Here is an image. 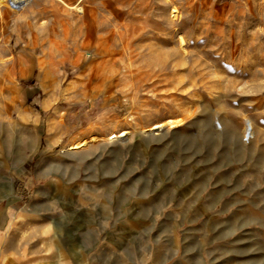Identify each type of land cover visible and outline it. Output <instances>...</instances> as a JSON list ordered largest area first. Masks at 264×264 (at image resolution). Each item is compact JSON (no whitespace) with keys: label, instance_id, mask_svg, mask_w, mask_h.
I'll return each mask as SVG.
<instances>
[{"label":"rangeland","instance_id":"1","mask_svg":"<svg viewBox=\"0 0 264 264\" xmlns=\"http://www.w3.org/2000/svg\"><path fill=\"white\" fill-rule=\"evenodd\" d=\"M12 6L0 264H264V0Z\"/></svg>","mask_w":264,"mask_h":264},{"label":"bare ground","instance_id":"2","mask_svg":"<svg viewBox=\"0 0 264 264\" xmlns=\"http://www.w3.org/2000/svg\"><path fill=\"white\" fill-rule=\"evenodd\" d=\"M5 1L6 0H0V7H1V5L2 4H5ZM14 2H15V5L16 6H18V7H16V8H14L13 6V8L14 9H21V8H23V7H25L26 5H28L29 3H33L35 0H13ZM12 5V4H11ZM77 7H79L80 9H83L82 8V6L80 5H73V8H77ZM127 51V50H126ZM129 56V55H128ZM130 63V62H129ZM131 66V65H130ZM130 68V67H129ZM132 68H134V67H132ZM149 68V67H148ZM148 68H146V69H148ZM8 69V68H7ZM131 69V68H130ZM135 69V68H134ZM129 70V69H128ZM133 70V69H132ZM137 70V69H136ZM153 70V69H152ZM131 71V70H130ZM140 70H138V72H139ZM135 73V72H134ZM133 73V74H134ZM172 73V72H171ZM132 74V75H133ZM134 76V75H133ZM136 76V75H135ZM148 76V75H147ZM164 77H165V75H163ZM150 77H151V75H150ZM143 78V77H142ZM147 79H148V77H147ZM145 81V80H144ZM164 81H161V83H163ZM137 83V82H136ZM172 95H174V94H172ZM171 95V96H172ZM175 96V95H174ZM189 116V115H188ZM181 120V119H180ZM179 120V121H180ZM219 121V123L221 124V126H222V129H219L216 125H215V129L216 130H223L224 128H225V125L223 124V122L221 121V120H218ZM178 121H177V119H174V118H171V119H169V121H168V124H170L171 126H173V125H175L176 123H177ZM179 123V122H178ZM159 125V124H158ZM157 124H156V127L158 126ZM155 127V126H154ZM220 127V126H219ZM246 130H248L249 131V133L250 134H253L254 133V126H253V123H252V120L251 119H248V123H247V125H246ZM250 137V136H249Z\"/></svg>","mask_w":264,"mask_h":264},{"label":"crops","instance_id":"3","mask_svg":"<svg viewBox=\"0 0 264 264\" xmlns=\"http://www.w3.org/2000/svg\"><path fill=\"white\" fill-rule=\"evenodd\" d=\"M29 57H33V55L32 54H27ZM17 57H18V55H16V56H14V58H12V60H10V63L12 64V65H14V63L16 62V59H17ZM21 58L24 60L25 59V56L22 54L21 55ZM4 75H3V72H2V70H0V85H2V83H3V77ZM5 80V79H4ZM6 81V80H5ZM5 88H0V90H4ZM64 262H65V260L64 259H60V263L61 264H64Z\"/></svg>","mask_w":264,"mask_h":264}]
</instances>
